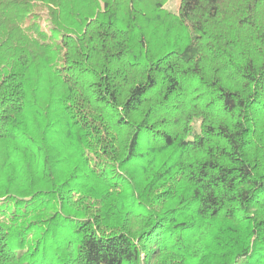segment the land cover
Returning <instances> with one entry per match:
<instances>
[{"label":"clouds","instance_id":"obj_1","mask_svg":"<svg viewBox=\"0 0 264 264\" xmlns=\"http://www.w3.org/2000/svg\"><path fill=\"white\" fill-rule=\"evenodd\" d=\"M0 264H264V0H0Z\"/></svg>","mask_w":264,"mask_h":264}]
</instances>
